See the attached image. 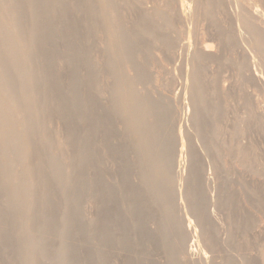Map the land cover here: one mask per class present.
Listing matches in <instances>:
<instances>
[{
  "label": "rangeland",
  "instance_id": "1",
  "mask_svg": "<svg viewBox=\"0 0 264 264\" xmlns=\"http://www.w3.org/2000/svg\"><path fill=\"white\" fill-rule=\"evenodd\" d=\"M116 1L121 2L119 10L120 14L123 15L122 27L127 30V35L123 39L127 42H133L142 36L144 38L137 42L138 45L146 44L149 46L144 62L145 70L148 71H145L149 79L146 82L148 85L143 83L144 86L139 85V87H142L140 89L143 90L147 86V89L143 90L142 93L144 98L159 99L163 104L165 103L167 114L164 124L158 128L155 135L157 141L151 145L137 143L136 137L139 132L142 131L146 134L148 125L143 124L136 127L127 108H122L120 112L113 113L116 106L121 103V98L113 96L111 91L113 79L110 75H112L113 69L109 63L112 61L111 46L113 39L111 40V37L106 33L107 23L114 16L109 12L99 15L97 13L106 4L102 0H60L46 6V13L40 16L39 20L49 27H41L34 31L43 34L51 33L55 36L61 35L62 37H59L60 39H57L54 45L50 47L49 52H53V59L46 63V58L39 55L35 58V63L40 69L43 67L52 69L53 75L48 81L54 83V81L60 80L61 86L58 90H51V92H43L44 88H42L41 91L51 95L53 100L51 97L44 98L41 96L40 104L44 103L42 101L44 99L54 102L57 101L58 97H63L67 105L65 114L68 116L69 125L63 121L57 108L51 112L44 107L38 112L33 111L29 116L36 119L41 118L43 126L47 128L48 136L38 131L26 135L22 134V139L23 141H27L26 138L31 140L30 143L34 147V149L32 148L34 151H32L40 150L39 153L44 160L43 163H45L43 167L34 169L32 174L42 178L51 177L56 180V183L53 182L48 186L41 185L38 189L39 200L41 203L44 200L53 203L55 215L51 218L41 215L44 209L41 205L35 212L38 219L33 229L27 225L31 215L27 217L24 215L25 218H21L19 221H0V235L2 232L5 235H10L7 238L8 241L0 243V264H28V262H24L25 259L42 243L47 245V255L41 260V264H57V256H62L68 252L79 258L85 257L89 253L94 255L101 252L107 255L109 259L111 258L112 264H202L201 262L203 264H225L226 262L241 264L237 259L243 253L253 260L262 258L264 256V68H262L264 61L262 59L263 53L258 49L261 43L258 46L257 36L264 35V28H262L264 27V0H213L214 5H205L207 0H183L184 5H182L181 0H174L172 10L166 13L168 16L160 19L155 18L156 21L162 23L171 18L172 27L163 28L164 30L154 28L155 34L167 33L176 41L177 44L173 49H161L160 43L155 41L152 36L145 37L142 35L145 31L144 13L148 9L164 6V4H160L162 0ZM215 1L222 4L218 3V6L215 7ZM163 2L164 0L161 3ZM206 8L209 9V12L205 10ZM210 12H212L211 15L213 14L214 20L211 15V18L210 16L207 17ZM61 13H65V16L58 20L56 16ZM244 14L248 16L246 15V17ZM251 14L255 16L252 17ZM52 17H55L56 20L50 22L49 18ZM251 17L253 19L249 20ZM27 19L30 20V17ZM246 20H249V23L255 22L257 27L262 25L261 28H258L262 29L263 34H256L259 31L257 28L246 27L245 23H248ZM26 21L30 23V21ZM62 28H65L66 31L64 35L60 33ZM254 31H256L255 36L252 35ZM202 41L206 42L209 50L212 48L211 52L217 53V57L214 59L216 62L197 58V50L200 49ZM251 41L254 42L250 44ZM203 42L202 45H204ZM38 44L36 43V45ZM184 44H188V47ZM36 45L34 50L40 47V44ZM253 45H256L257 51ZM240 46H243L244 50ZM183 47H186L187 50ZM197 47L198 49H195ZM191 50L195 52L193 54H196L194 56L197 60L205 61L196 62ZM254 51L262 57H257ZM119 59L123 60L122 58ZM259 59H262L263 63ZM146 61L149 63L146 64ZM257 63L260 68L257 67ZM198 65L202 69H199ZM193 69L194 71H192ZM12 71L14 72L15 69ZM177 71H180V75H177ZM13 72L10 74L14 75L15 72ZM250 72L254 75L253 72L259 74L258 78L254 77L255 81L249 78L253 77L250 76L252 75ZM202 73L204 77L201 76ZM256 79H259V82ZM190 81L193 85L199 82L200 88L197 90L199 86L196 84L191 87ZM71 82L75 84L74 94L68 90ZM210 82H213L214 86ZM18 83L20 84V81L17 82V85ZM224 86H227L226 89ZM203 88L206 91H202ZM191 89L194 94H191ZM208 90L210 91L207 92ZM200 91L201 94H207L206 98L210 96L207 101L213 96L211 94L219 95L222 115L220 120L224 121H218L221 134L219 135L216 131L219 138L213 137L209 141L210 145H215V149L218 148L216 151L213 145L210 147L209 144H206L208 141L203 143L204 139H201L210 138L212 130H208L209 135L207 133L203 134V137L201 135V138L197 134L198 116H196L195 106L192 104L195 105V102H198ZM189 94L193 100L189 99ZM48 96L45 94V97ZM209 101L211 102V100ZM191 106L193 108L189 109L188 107ZM5 117L11 120L16 117V114H6ZM45 118L46 120H44ZM48 120H51L50 124ZM109 126L113 132L108 131ZM71 128H78L79 130L74 139L76 149L59 150L58 145L68 138ZM239 130L241 131L238 132ZM10 131L11 129H8L7 126L0 125V134ZM16 131L18 135L22 132L20 127ZM245 142L246 145L244 146ZM113 147L123 148L125 152L110 153V149ZM239 148H246L248 156L246 155L244 161L240 156L238 157ZM195 149L199 154H190L194 153ZM33 152L28 157L19 154L12 155L10 151L0 150V165L8 161V163L10 162L8 170L14 169L12 173L0 174V192L5 193L7 188L12 185L16 172H20L18 174L22 175L28 172L24 162L32 159L36 161L37 158H41L38 153ZM78 152L85 157L89 156L86 157L87 160L83 165L74 160L73 168L77 175L72 177L69 182L70 186L64 190V185L68 179L65 175H56L53 164L66 165L68 158L72 159L74 154ZM155 156L163 167L164 175L174 171L176 176L171 179L165 175L162 183L164 187L161 191L156 190V176L150 173ZM188 156H191V159ZM236 157H238L237 159L240 158L239 161ZM96 178L97 181H95ZM195 179L196 181H193ZM192 181L194 183L205 181L204 187L194 186L196 183L194 184ZM189 187L194 190H192L193 193H188ZM226 192L231 194H226ZM47 195H49V200ZM226 196L228 198L232 196L230 201L228 198L226 199ZM1 197L0 199L4 196ZM224 198L225 200H223ZM216 200L220 202L217 203ZM225 201L231 207L226 206ZM30 202L31 200L25 194L17 200L15 197L3 198L0 201V208L6 214L16 210L15 213H18L16 214L18 216L23 215ZM234 202H239L241 206L238 203L237 205L234 204ZM171 203L172 205H170ZM199 208L202 213L196 211ZM205 212L213 217L210 216V219H207L209 224L208 221L207 224L200 222L201 226H198V221L202 219V214ZM226 221H229L228 225H226ZM63 222L73 225L70 231L61 232ZM48 226L50 229L45 231ZM180 226L184 228L181 229ZM192 229L193 232H196H192L193 235L190 234L191 241H182L183 235L186 232L189 235ZM199 233H202L201 236ZM209 233L211 234L209 235ZM203 234L209 237L205 239L206 236ZM226 234H231V236L227 235V237ZM224 235L228 239L234 238L235 243L233 241L231 243V239L227 242L226 239H223L225 238ZM10 237H13L12 240ZM189 238L187 237V240ZM155 239L168 242V247L172 253L164 245L161 246L156 242ZM208 239L210 241L205 244L204 242H207ZM195 241L202 247L201 245L197 246ZM225 242H227L226 245ZM228 244H230L229 247ZM193 248L196 250L193 251ZM191 249L192 252L188 251ZM225 249L229 250L228 254ZM232 249L237 258L234 255V258L231 256L234 261L230 257L228 258ZM237 253L241 255H237ZM200 256H203L202 259H204L202 260ZM206 258L209 260L206 261ZM195 261L198 262L195 263Z\"/></svg>",
  "mask_w": 264,
  "mask_h": 264
},
{
  "label": "bare ground",
  "instance_id": "2",
  "mask_svg": "<svg viewBox=\"0 0 264 264\" xmlns=\"http://www.w3.org/2000/svg\"><path fill=\"white\" fill-rule=\"evenodd\" d=\"M57 1H60V0H0V125H4V126H7L8 129H11L10 132L8 133H3V134H0V150L1 151H10V154L12 155H15V154H19V155H26L29 157L30 154H32L31 152H33L34 150V147H32L33 145H31L30 143V139L29 138H26L27 141H23L22 139V134L26 135L28 133H32V132H38V131H41L43 133V135L45 136H48V131H47V128L45 126H43L42 122H41V118H32L29 116L30 113H32L33 111L35 112H38L40 110H42L44 107H46L45 109L46 110H50L51 112L55 110V108H57L60 112V115L61 117L63 118V121L66 122V125L68 124L69 125V121H68V116L65 114V110L67 108V105H66V102H65V99L63 97H58L57 101H48L44 98H49L51 97L52 99V96L47 94V93H43L44 91H49L51 92V90H58L59 87L61 86L60 83L61 81L60 80H57L56 82L54 81L53 82H49V78L51 75H53L52 73V69H46V68H42L40 69L37 65V63H35V58L39 55H41L42 57L46 58V63L53 59L54 55L52 53L49 52L50 50V47H52L54 45V43L56 42L57 39H60L59 37H62L61 35H53L51 33L49 34H43V33H40V32H36L34 30H39L41 27H49L48 25H45L43 24L42 22H40L39 20V17L40 16H43V14L46 13L45 11V7L48 6L49 4L51 3H55ZM163 1V0H162ZM161 1V2H162ZM176 1V0H175ZM182 1V5H184V1ZM259 1V0H258ZM102 2H104L105 7H103L102 9H100V12L98 10V15L99 14H103L105 12H109L111 13L114 18L112 20L109 21L108 26H107V30H106V33L111 37V40L113 39V42H112V46H111V55H112V61L111 63H109L113 69L112 71V75H110L113 79V86H112V93H113V96H119L121 98V103L120 105L116 106V108L113 110V113L115 112H120V109L122 108H127V111L128 113L131 114V116L133 117V124L136 126V127H139L140 125H143V124H146L148 125V131L146 132V134L142 133V131L139 132L138 136L136 137V141L137 143L139 144H142V145H151L153 142H156L157 141V137H155V135L157 134V131H158V128L164 124V120H165V115L167 114V111H166V107H165V103L163 104L162 101H160L159 99L158 100H154V99H151L149 97L147 98H144V96H142V93H143V90L147 89L145 87V89H140L144 86V84L147 82V80H149L147 78V74L145 70V56L147 55V52H148V47L146 44H142V45H138V41L144 37H139L138 39L136 38L133 42H127L125 41V39H123V37H125L127 35V30L124 29L122 27V22H123V15L120 14V10H119V7H120V3H118V1H114V0H102ZM160 2V1H159ZM160 4H164V6L162 7H155V9H148L144 14V17H143V22L145 24L144 28H145V31L142 33L143 36L145 37H149V36H152L155 41L157 40V42L160 43V46L161 49L162 48H166V49H173V47L175 46L176 41H174L169 35H167V33H157L155 34L154 33V28H157V29H162L164 30L163 28H167V27H172V24H173V21L168 19L167 22L163 21L162 22H159V21H156V19H160V18H163L165 16H168L166 13L167 12H170L172 10V4L174 3V0H164L163 3ZM186 2V1H185ZM207 2L205 5H211L213 3V0H207L205 1ZM243 2V1H242ZM251 2V1H250ZM197 3H199L197 1ZM218 3L219 4H222L220 2H217L215 1V7L218 6ZM181 4V3H180ZM228 4V3H227ZM254 4V3H253ZM252 4V5H253ZM186 5V4H185ZM204 5V6H205ZM248 5V4H247ZM261 5V4H260ZM222 6V5H221ZM236 6V5H235ZM255 6V5H254ZM181 7H184V6H181ZM196 7V6H195ZM206 7V6H205ZM208 8H211L210 6H207ZM214 7V6H213ZM212 7V8H213ZM220 7V5H219ZM231 7V6H230ZM241 7V6H240ZM245 7V6H244ZM193 8V7H192ZM201 8V7H200ZM204 8V7H203ZM232 8V7H231ZM242 8V7H241ZM247 8V7H246ZM254 8V7H253ZM252 8V9H253ZM197 9V8H196ZM203 10V9H201ZM207 10V8L205 9ZM209 10V9H208ZM207 10V11H208ZM260 10V9H259ZM183 11V10H182ZM188 11V10H187ZM204 11V10H203ZM195 12V11H194ZM197 12V11H196ZM209 12V11H208ZM246 12V11H245ZM212 12H210V14L208 15L207 14V17L211 15ZM248 14V12H246ZM240 14V13H239ZM242 14H243V11H242ZM247 14H244L245 16ZM253 14V13H252ZM251 14V15H252ZM213 15V14H212ZM211 15V16H212ZM235 15V14H234ZM241 15V14H240ZM239 15V16H240ZM250 15V13H249ZM65 16V13H61V14H57L56 18L59 20L60 18L62 19V17ZM196 16V15H194ZM198 16V15H197ZM204 16V15H203ZM202 16V18H203ZM210 16V18H211ZM243 16V15H242ZM248 16V15H247ZM246 16V17H247ZM255 16V15H254ZM252 15V17H254ZM27 17L29 18L30 17V20L27 19ZM159 17V18H157ZM200 17V16H198ZM213 17V16H212ZM250 17V16H249ZM248 17V18H249ZM250 18L249 20L253 19V18ZM258 17V16H257ZM256 17V18H257ZM55 17H52V18H49L50 22L56 20ZM156 18V19H155ZM194 18V17H193ZM197 18V17H196ZM236 18V17H235ZM207 19V18H206ZM205 19V20H206ZM255 19V18H254ZM263 19V18H262ZM26 20L30 21L27 22ZM174 20V19H173ZM198 20V19H197ZM204 20V21H205ZM213 20H214V17H213ZM248 20V21H249ZM155 21V22H154ZM199 21V20H198ZM247 21V20H246ZM247 21V22H248ZM256 21V19H255ZM200 22V21H199ZM210 22V21H209ZM250 22V21H249ZM245 23L246 27H250V28H257L258 31L256 34H263L262 33V29L260 30L259 28H261L262 25H260V27L258 28L256 24H254L255 22H251V23ZM208 23V22H207ZM258 23V22H257ZM263 23V22H262ZM201 25V24H200ZM211 25V24H209ZM214 25V24H213ZM240 25V24H239ZM147 26H150V27H147ZM206 26V25H205ZM208 27V26H206ZM243 27V26H242ZM245 27V28H246ZM43 28V29H44ZM215 28V27H214ZM219 28V27H218ZM241 28V27H240ZM264 28V27H262ZM242 29V28H241ZM209 30V29H208ZM220 30V29H219ZM248 30V29H247ZM246 30V32H247ZM31 31V32H29ZM201 31V30H200ZM205 31V30H204ZM202 31V32H204ZM249 31V30H248ZM253 32L252 35L255 36V32ZM65 28H62L60 33L62 35L65 34ZM105 32V31H104ZM212 32V31H210ZM240 32V31H239ZM214 33V32H212ZM216 33V32H215ZM241 33V32H240ZM245 33V32H244ZM249 33V32H247ZM196 34V33H195ZM207 34V33H206ZM222 34V33H221ZM205 35V34H204ZM216 35V34H215ZM240 35V34H239ZM242 35V34H241ZM245 35V34H244ZM201 36V35H200ZM208 37V36H207ZM211 37V36H210ZM232 37V36H231ZM238 37V36H237ZM253 38V36H251ZM260 37V36H259ZM257 36V40H259L258 42V46L260 45L259 43H261V45L259 46V50L260 52H262L261 54L263 55V61H264V35H261V37L259 38ZM123 40H121V39ZM202 38V37H201ZM216 38V37H215ZM214 38V39H215ZM236 38V37H235ZM245 38V37H244ZM247 38V37H246ZM249 38V37H248ZM251 38V39H252ZM197 39V38H196ZM200 39V38H199ZM213 39V40H214ZM228 39V38H227ZM256 40V37L254 38ZM253 39V40H254ZM204 40V39H202ZM208 40V39H207ZM231 40V39H229ZM254 40V41H255ZM245 41V40H244ZM253 41V42H254ZM203 42V41H202ZM202 42H201V47L200 49L195 48V49H198V56L197 58L199 57L200 59H207L206 61L208 60H213L214 62H216V60H214L216 57H217V53L214 54L213 52H211V50H209L206 46V42H203L204 45H202ZM210 43V41H208ZM222 42V41H221ZM220 42V43H221ZM248 42V40H247ZM252 41L250 42L253 43ZM256 42V41H255ZM36 43L40 44V47L39 48H36L34 50V46L36 45ZM156 43V42H155ZM197 43V42H196ZM196 43L194 44L196 46ZM211 43H213L211 41ZM217 43V42H216ZM245 43V42H244ZM38 44V45H39ZM200 44V43H199ZM254 44H257V43H254ZM36 45V46H38ZM149 45V44H148ZM186 45V44H184ZM183 45V46H184ZM188 45V44H187ZM186 45V46H187ZM198 45V44H197ZM219 45V44H218ZM222 45V44H221ZM158 46V45H157ZM178 46V45H177ZM192 46V45H191ZM194 46V47H195ZM233 46V45H232ZM254 48L256 47V45H253ZM188 47V46H187ZM220 47V46H219ZM234 47V46H233ZM241 47V46H240ZM243 47V46H242ZM241 47V48H242ZM184 49H186V47H183ZM193 48V47H192ZM159 49V48H157ZM191 49V48H190ZM243 49V48H242ZM253 49V48H252ZM256 51L258 50L257 48H255ZM187 50V49H186ZM216 50V49H215ZM220 50V49H219ZM244 50V49H243ZM150 51H153V50H150ZM149 51V52H150ZM184 51V50H183ZM196 51V52H197ZM255 52V54L257 55V53ZM154 52V51H153ZM157 52H159L157 50ZM180 52V51H179ZM192 56L195 58L196 54H193L194 51H192ZM244 52V51H243ZM242 52V53H243ZM249 52V51H248ZM259 52V51H258ZM195 53V52H194ZM241 53V52H240ZM158 55V54H157ZM195 55V56H194ZM254 55V56H256ZM262 55H260L262 57ZM149 56V55H148ZM259 53L257 55V57H259ZM114 57V59H113ZM137 57V59H136ZM150 57V56H149ZM184 57V56H183ZM191 57V58H193ZM246 57V56H245ZM119 58H122L123 60H120ZM193 58V59H194ZM218 58H219V55H218ZM247 58V57H246ZM196 59V58H195ZM200 59H196V62H201L202 60ZM220 59V58H219ZM218 59V60H219ZM251 59V57H250ZM262 59L260 60L262 62ZM200 60V61H199ZM204 60V61H205ZM217 60V61H218ZM245 60V59H244ZM243 60V61H244ZM248 60V59H247ZM257 60V59H256ZM153 61V60H152ZM195 61V60H193ZM202 61V62H204ZM246 61V60H245ZM251 61V60H250ZM147 62V61H146ZM192 62V61H191ZM209 62V61H208ZM211 62V61H210ZM252 62V61H251ZM149 61L146 63L148 64ZM181 63V62H180ZM194 63V62H193ZM206 63V62H205ZM244 63H247V62H244ZM259 63V62H258ZM257 63V67H259ZM263 63V62H262ZM151 64V63H150ZM183 64V63H182ZM201 64V63H200ZM240 64V63H239ZM193 65V64H192ZM242 65V64H241ZM264 65V64H263ZM151 66V65H150ZM245 66V65H244ZM262 66V65H260ZM179 67V66H178ZM177 67V69H178ZM199 67V65H198ZM202 67V66H201ZM241 67V66H240ZM193 68V67H192ZM251 68V67H250ZM260 68V67H259ZM262 68H264V66H262ZM12 69H15V74H10L12 71ZM196 69H197V66H196ZM199 69H202L199 67ZM245 69V68H244ZM247 69V68H246ZM11 70V72H10ZM198 70V69H197ZM260 70V69H258ZM146 71V72H145ZM194 71V69L192 70ZM199 71V70H198ZM201 71V70H200ZM13 72V73H14ZM178 74L177 75H180V71H177ZM196 72V71H195ZM202 72V71H201ZM205 72V71H203ZM257 72V71H256ZM256 72H253L255 73V75H257ZM262 72V71H261ZM175 73V72H174ZM172 73V74H174ZM200 73V72H199ZM198 73V74H199ZM213 73V72H212ZM260 73V72H258ZM206 74V73H205ZM209 74V73H208ZM207 74V75H208ZM250 74H252L250 72ZM183 75V74H182ZM200 75V74H199ZM204 74L202 73L201 76H203ZM217 75V74H216ZM254 74L250 75V76H253V77H249L252 79V81L254 80L255 81V78H258L259 74L257 76H255ZM149 76V75H148ZM175 76H176V73H175ZM197 76V75H196ZM209 76V75H208ZM207 76V77H208ZM213 76V75H212ZM110 77V78H111ZM204 77V76H203ZM217 77V76H216ZM255 77V78H254ZM206 78V76H205ZM211 78V77H210ZM248 79V77H246ZM264 78V77H263ZM200 79V78H199ZM224 79V78H223ZM18 80V81H17ZM49 80V81H48ZM193 81V79H191ZM210 80V79H208ZM217 80V79H216ZM216 80H213V81H216ZM245 80V79H244ZM257 81L259 79H256ZM20 81V84L18 83L17 85V82ZM192 81H190V85L191 87L194 86L192 84ZM201 81V80H200ZM211 81V80H210ZM228 81V80H227ZM250 81V79H249ZM205 82V81H204ZM218 82V81H216ZM225 82V81H224ZM245 82V81H244ZM259 82V81H258ZM257 82V83H258ZM52 83V84H51ZM144 83V84H143ZM201 83V82H200ZM203 83V82H202ZM213 83V82H212ZM210 82V84H212ZM215 83V82H214ZM243 83V82H242ZM249 83V82H248ZM255 83V82H254ZM147 84V83H146ZM145 84V85H146ZM209 84V85H210ZM250 84V83H249ZM263 84V83H262ZM139 85H142V87H139ZM148 85V84H147ZM197 86H199V82L198 84H196ZM214 86V84H212ZM229 85V84H228ZM254 85V84H253ZM261 85V83H260ZM202 86V85H201ZM205 86V85H204ZM248 86V85H247ZM255 86H258V85H255ZM196 87V86H195ZM218 87V86H217ZM225 87V86H224ZM227 87V86H226ZM225 87V89H226ZM231 87V86H230ZM245 87V86H244ZM43 89V92L41 91V89ZM197 88V87H196ZM200 88V86L197 88V90ZM210 88V87H209ZM259 88V87H258ZM195 89V88H193ZM206 89H208V87H206ZM215 89V88H214ZM219 89V88H218ZM228 89H229V86H228ZM231 89V88H230ZM253 89V88H252ZM255 89V87H254ZM253 89V90H254ZM69 92L71 94H74L75 93V84L74 82L72 83L71 82V85L69 86L68 88ZM192 90V89H191ZM206 91L204 88L202 89V91ZM243 90V89H241ZM210 90H208L207 92H209ZM229 91V90H228ZM227 91V92H228ZM231 91V90H230ZM191 94L193 93V90L190 91ZM195 92V91H194ZM219 92V91H218ZM226 92V91H224ZM244 92V90H243ZM246 92V91H245ZM255 92V91H254ZM199 93V92H198ZM205 93V92H204ZM44 94V95H43ZM45 94L48 96V97H45ZM194 94V93H193ZM206 94V93H205ZM210 94V93H209ZM226 94V93H225ZM246 94V93H245ZM244 94V95H245ZM253 94V92H252ZM207 95V94H206ZM206 95H204L203 93L201 94V91H200V94H199V98H198V102H195V113H196V116H198L197 118V134L198 136L200 135L199 138H201V135L202 137L204 136L203 134L209 132L208 130H212V134L210 136V138H207V137H204V138H201V139H204V142L205 143L206 141V144H209L208 146H212L210 145L211 143L209 142L210 139H213V137H217L219 138V135L221 134L220 133V129L218 126H220L218 124V121H221V109H220V99H219V95L215 96L214 94H211L213 95L211 97V102L206 98ZM221 95V94H220ZM224 95V94H223ZM250 95H251V92H250ZM21 96V98L19 99V97ZM43 96L44 100V103L41 105L40 104V97ZM192 96V95H191ZM243 96V95H241ZM246 96V95H245ZM254 96V95H253ZM196 97V96H195ZM248 97V96H247ZM42 98V97H41ZM264 98V96H263ZM189 99L190 98V94H189ZM255 99V98H254ZM257 99V98H256ZM53 100V99H52ZM193 100V99H191ZM197 100V98H196ZM46 101V102H45ZM81 102V100H79ZM164 101V100H163ZM165 102V101H164ZM189 102V101H188ZM194 102V101H193ZM189 103V104H190ZM250 103V102H249ZM255 103V102H254ZM188 104V105H189ZM247 104V103H246ZM253 104V103H251ZM250 104V105H251ZM257 104V103H255ZM261 104V103H260ZM190 106V105H189ZM193 106L191 107H188L189 109L190 108H193ZM245 106V105H244ZM248 106V105H247ZM253 106V105H252ZM260 106V105H259ZM257 107V106H256ZM187 108V107H186ZM187 108V109H188ZM258 108V107H257ZM188 109V110H189ZM261 109V107H260ZM193 110V109H192ZM193 110V111H194ZM257 110V109H256ZM254 110V111H256ZM252 111V110H250ZM11 113H15L16 114V117L13 118V119H7L5 117L6 114H11ZM252 113V112H251ZM255 113V112H254ZM257 113V111H256ZM188 114V113H187ZM194 114V113H192ZM250 114V113H249ZM248 115V114H247ZM253 115V114H252ZM188 116V115H187ZM191 116V114H190ZM193 116V115H192ZM259 116V115H258ZM257 116V117H258ZM195 117V116H194ZM248 117V116H247ZM250 117V116H249ZM256 117V116H255ZM193 118V117H192ZM196 118V117H195ZM48 119V118H47ZM190 119V118H189ZM46 120V118L44 119ZM193 120V119H191ZM223 120V119H222ZM51 120H48V123L50 122ZM224 121V120H223ZM221 121V122H223ZM45 122V121H44ZM195 122V121H193ZM186 123V121H185ZM188 123V122H187ZM190 123V122H189ZM188 123V124H189ZM220 123V122H219ZM50 124V123H49ZM192 124V123H190ZM218 124V125H217ZM224 125V124H222ZM226 125V124H225ZM186 126H188L186 124ZM192 126V125H191ZM21 129L22 132L17 133L16 129L19 128ZM215 127H218L217 129ZM222 128V127H220ZM230 128V127H229ZM191 129V128H190ZM237 129V128H236ZM247 129V128H246ZM219 133V135L217 134V131ZM108 131L110 132H113L112 131V128L111 126L108 127ZM194 131V130H193ZM231 131V130H230ZM241 130H239L238 132H240ZM76 132L78 133L79 130L78 128H71L70 129V134L68 136V138L63 141L62 143H60L58 145V149L59 150H62L64 151L66 148H71V149H76L75 147V144H74V139H75V134ZM236 133V131H234ZM234 132H231V133H234ZM237 132V133H238ZM246 132V131H245ZM17 133V134H16ZM230 133V134H231ZM234 133V134H235ZM208 135L210 133H207ZM232 134V136L234 135ZM240 134V133H238ZM243 134V133H242ZM196 135V134H195ZM218 135V136H217ZM241 135V134H240ZM245 135V134H244ZM194 136V134H193ZM238 136V135H237ZM249 136V135H248ZM234 137V136H233ZM235 138V137H234ZM237 138V137H236ZM245 140H246V137H244ZM195 139H197L195 137ZM194 139V140H195ZM200 139V141H201ZM243 139V137H242ZM215 140V139H214ZM238 140V139H237ZM241 140V139H240ZM197 141V140H196ZM235 141V140H234ZM212 142V141H211ZM214 142V141H213ZM199 143V142H198ZM202 143V142H201ZM237 143V142H236ZM241 143V141H240ZM197 144V143H196ZM205 144V145H206ZM248 144V143H247ZM202 145V144H201ZM204 145V144H203ZM204 145V146H205ZM246 145V142L244 144V146ZM207 146V145H206ZM240 146V145H239ZM241 147V146H240ZM33 148V149H32ZM37 149H39L38 147H35ZM149 148V147H148ZM208 148V147H207ZM213 148L215 149V145H213ZM240 149V154H238V157L240 156L243 161L246 160V155H247V152H246V148H239ZM33 150V151H32ZM209 150V149H208ZM218 150L215 149V151ZM220 150V149H219ZM237 151H239L237 149ZM236 151V152H237ZM40 150H38L37 152H33V153H38L39 157L41 156L40 155ZM77 152V151H75ZM114 152H122L124 153L125 150L123 148H117V147H113L110 149V153H114ZM207 152H210V151H207ZM235 152V151H234ZM74 153V152H73ZM216 153V152H215ZM75 154L77 156V159H75ZM74 154V157L72 159H69L68 158V164L66 165H60V164H53L54 165V172L56 175H61V176H66L67 179H68V182L65 183L64 185V190H66L70 184L69 182L71 181L72 177H76V170L73 168V162L74 160H77L78 163H80L81 165H83L88 156H84L82 155L81 153H75ZM189 154V152H188ZM190 154H193V155H198L199 152L195 149L194 150V153H190ZM230 154V153H229ZM233 154V153H232ZM231 154V155H232ZM235 155V154H233ZM237 155V154H236ZM73 156V154H72ZM248 156V155H247ZM251 156V155H250ZM189 159H191L190 157L191 156H188ZM217 157V156H216ZM228 157V156H227ZM236 157V159L238 158ZM153 158V157H152ZM193 158V156H192ZM212 158V157H211ZM234 158V156H233ZM232 158V159H233ZM251 158V157H249ZM42 159V156L41 158H37V160H27L25 163V167L27 168V171L24 175L22 174H18L20 172H16L14 175H15V179H14V182L12 183V185H10L9 188H7V190L5 191V193L3 192H0L2 193L1 196L5 199V198H11V197H15L16 200L19 198V197H22L24 194L31 200V202L29 203V205L26 206L25 210H24V213L23 215H18L16 216V214L18 213H15V211H11L9 214H6L3 209L0 208V221H19L21 218H25V216L27 217L28 215H31L30 219H28L27 221V225L29 228H34L36 222H37V219L38 217L36 216L35 212L38 211V209L40 208V206L42 205V209H43V213L41 215H43L44 217L46 218H51L55 215V207L53 205V203L49 202V201H45L43 203H41V201L39 200L38 198V189L41 187V185L43 186H48L50 185L51 183L55 182L56 183V180H54L53 178L51 177H46V178H42V177H39V176H34V174H32V171L34 169H38V168H41L43 167V165L45 163H43V159ZM158 159V158H157ZM240 159V158H239ZM239 159H237V161H239ZM159 161V160H158ZM156 160V156L154 157L153 159V162H152V166H151V175H154L156 176V179H155V188L157 191H161L164 187V185L162 184L164 181H163V178L165 175H167V178H174L176 177L175 176V173L174 171L173 172H169L167 174L164 175L163 173V167L161 165L160 162H158ZM186 161V159H185ZM236 161V160H235ZM242 162V161H241ZM246 162V161H245ZM244 162V163H245ZM250 162V161H249ZM188 163H190L188 161ZM10 162L8 163V161H5L4 163H2L0 165V174L2 175H5L7 174L8 172L12 173L13 170H8V168L10 167L9 166ZM242 164V163H241ZM202 165V164H201ZM200 165V166H201ZM249 165V164H248ZM202 167V166H201ZM199 168V167H198ZM197 168V169H198ZM17 171V170H16ZM187 172V171H186ZM189 173V172H188ZM166 177V176H165ZM185 177V175H184ZM187 178V177H186ZM58 179V178H56ZM187 180V179H186ZM58 181V180H57ZM97 181V178L96 180ZM193 181H196L193 180ZM192 181V182H193ZM200 181H202L200 179ZM191 182V183H192ZM58 183V182H57ZM186 183V182H185ZM194 183V182H193ZM196 183V185H194ZM193 185L194 186H198V187H204V184H205V181L204 182H195ZM188 185V184H187ZM190 186V185H189ZM195 189V187H193ZM185 189V188H184ZM197 189V187H196ZM191 190V191H190ZM193 189H191V187H189V192L188 193H193L192 191ZM187 193V194H188ZM229 193V195L231 194L230 192H226V194ZM242 193V192H241ZM5 194V195H4ZM190 195V194H189ZM195 195V193H194ZM241 195V194H239ZM252 195V194H251ZM0 196V197H1ZM9 196V197H8ZM228 196V195H227ZM226 196V199L228 198ZM233 196V195H232ZM232 196L230 197L229 196V201H230V198H232ZM237 196V195H235ZM1 197V198H2ZM253 197V196H252ZM2 198V199H3ZM196 198V197H195ZM236 197H234L235 199ZM247 198V197H246ZM251 198V197H250ZM255 198V197H254ZM0 199V201L2 200ZM47 199L49 200V195H47ZM237 199V198H236ZM240 199V198H239ZM225 200V198L223 199ZM233 200V199H232ZM231 200V201H232ZM171 201V200H170ZM228 201V200H226ZM226 201H225V204H226ZM228 201V202H229ZM239 201V200H238ZM250 201V200H249ZM3 202V201H2ZM173 202V201H172ZM215 202V200H214ZM217 202V200H216ZM220 202V201H218ZM217 202V203H218ZM224 202V201H223ZM227 202L226 206L228 205L229 207H231L229 205V203ZM247 202V201H246ZM253 202V201H252ZM237 203L239 204V202H234V204ZM257 203V202H256ZM213 204V203H211ZM231 204V202H230ZM251 204V203H250ZM172 205V203L170 204ZM240 205V204H239ZM6 206V205H5ZM14 206V205H13ZM53 206V207H52ZM215 206V204H214ZM241 206V205H240ZM169 207V206H168ZM199 207V206H198ZM223 207V206H222ZM172 208V207H171ZM234 208V207H233ZM41 209V210H42ZM235 209V208H234ZM204 210V209H202ZM227 210V208H226ZM244 210V209H243ZM196 211H199L200 212V208L197 209ZM208 211V210H206ZM231 211H232V208H231ZM198 212V213H199ZM241 212V211H240ZM202 213V212H200ZM210 213V211H209ZM209 213L205 212L202 217V219L200 221H198V224L200 222H203V223H206L208 221V224L210 223L209 220H207L208 218L210 219V216H209ZM229 213V212H228ZM245 214V212H244ZM248 214V213H247ZM25 215V216H24ZM201 215V214H200ZM229 215V214H228ZM241 215V214H240ZM34 216V218H32ZM201 217V216H200ZM213 217V216H211ZM231 217V216H230ZM215 218V217H214ZM219 218V217H218ZM227 218V217H226ZM238 218V216H237ZM240 219V218H239ZM206 220V221H205ZM227 220H230V219H227ZM255 220V219H254ZM231 221V220H230ZM13 222V221H12ZM227 222V221H226ZM229 222V221H228ZM228 222L226 225H228ZM240 222V221H239ZM257 222V221H255ZM224 223V222H223ZM7 224V223H5ZM197 224V223H196ZM197 224V225H198ZM201 224V223H200ZM198 225V226H201V225ZM207 224V223H206ZM177 225V224H175ZM183 226V224H181ZM233 225V224H232ZM232 225H231V228H232ZM256 225V224H254ZM11 226V225H10ZM185 226V225H184ZM194 226V225H193ZM252 226V225H251ZM259 226V225H258ZM73 227L72 224H69L68 222H63L62 223V226H61V232H67V231H70L71 228ZM178 227V226H177ZM186 227V226H185ZM227 227V226H226ZM181 228V226H180ZM184 228V227H182ZM181 228V229H182ZM187 228V227H186ZM252 228V227H251ZM259 228V227H258ZM50 229V226L46 227L45 228V231H48ZM198 229V228H197ZM227 229V228H225ZM234 229V228H233ZM245 229V228H244ZM201 230H202V227H201ZM230 230V229H229ZM228 230V231H229ZM6 231V230H5ZM207 231V230H206ZM225 231V230H224ZM232 231V230H231ZM249 231V230H248ZM261 231V230H259ZM11 232V231H10ZM186 232V231H185ZM190 232V230H189ZM193 232V229L191 230V232L189 233L188 235V232H186L184 235H183V238H182V241L186 242H190L191 241V236L190 234ZM196 232V231H195ZM193 232V233H195ZM202 232V231H201ZM204 232V231H203ZM227 232V231H226ZM225 232V233H226ZM238 232V231H237ZM254 232V231H253ZM256 232V231H255ZM4 232H2L0 235V243H2L3 241H8L7 238H9V234L5 235L3 234ZM9 233V232H7ZM192 233V235H193ZM215 233V232H214ZM229 233H231L229 231ZM246 233V232H245ZM248 233V232H247ZM202 233H199V235L201 236ZM211 233H209L210 235ZM251 234V233H250ZM194 235H197V234H194ZM204 235V234H203ZM208 235V234H207ZM228 234H226L227 236ZM244 235V234H243ZM249 235V234H248ZM190 236V238H189ZM206 236V235H204ZM228 236H231L228 235ZM227 236V237H228ZM187 237L190 239L187 240ZM194 237V236H193ZM209 236H206V238H208ZM211 237V236H210ZM225 237V235H224ZM227 237L223 238V239H226L227 242L230 240L231 243H233V239L232 237H230V239H228ZM244 237V236H243ZM11 238V237H10ZM13 238V237H12ZM11 238V240H12ZM27 238V237H26ZM10 240V239H9ZM156 242H158L161 246H165L170 253L171 250L169 249V245H168V242H164V241H161L160 239H155ZM246 240V239H245ZM193 241V239H192ZM201 241V240H200ZM203 241V240H202ZM205 241V240H204ZM210 241V239H208L207 242H204L205 244H207L208 242ZM233 241V242H232ZM35 242V241H34ZM198 242V240H197ZM216 242V241H215ZM224 242V240H223ZM225 242V245L226 243ZM229 242V243H230ZM11 243V242H10ZM9 243V244H10ZM37 243V242H35ZM193 243V242H192ZM196 243V241H195ZM201 243V242H200ZM203 243V242H202ZM210 243H213V242H210ZM235 243V242H234ZM197 246L198 245H201V244H198L196 243ZM214 244V243H213ZM223 244V243H222ZM262 244H263V241H262ZM261 244V245H262ZM204 245V244H203ZM230 244H228L227 246L229 247ZM237 245V243H236ZM9 246V245H8ZM160 246V247H161ZM192 246V245H191ZM196 246V245H195ZM206 246V245H204ZM208 246V245H207ZM234 246V245H233ZM202 247V245H201ZM226 247V246H224ZM227 247V249H228ZM236 247V246H235ZM238 247V246H237ZM236 247V248H237ZM46 248H47V245L46 244H41L39 246V248H37L35 251H32L31 254L28 255V257L25 259L26 261L24 262H28V264H41V260L47 255L46 254ZM232 248V247H230ZM240 248V246H239ZM238 248V249H239ZM198 249V248H197ZM203 249V248H202ZM225 249V252L226 250ZM196 250L193 248V251ZM241 250V249H240ZM239 250V252H240ZM188 251H191L192 252V249L191 250H188ZM229 250H227V254L229 253L228 252ZM234 251L233 249L231 250V254L225 255L228 256V258L230 257L233 261H234V257L236 255L235 251H234V254L233 252ZM10 252V251H9ZM14 252V251H13ZM242 252V251H241ZM16 254H18L16 252ZM16 254H13L14 256ZM240 254V253H237V255ZM234 255V257H233ZM241 255V254H240ZM239 255V256H240ZM9 256V255H8ZM233 258H232V257ZM11 257V255H10ZM57 264H112V261L111 258L109 259V257H107V255H105L104 253H101V252H97V254H94L92 255L91 253L87 254L85 257H82V258H79L77 256H74L71 252L69 253H65L63 254L62 256H57ZM201 257V256H200ZM203 257V256H202ZM201 257V259H202ZM238 257V256H237ZM15 258V257H13ZM224 258V257H223ZM226 258V257H225ZM227 258V259H228ZM236 258V257H235ZM242 258V259H241ZM10 259V258H9ZM16 259V258H15ZM199 259V258H198ZM204 259V258H203ZM202 259V260H203ZM208 258H206L205 260L207 261ZM231 259H230V262H231ZM237 259V258H236ZM240 259V260H239ZM237 259L238 261H240L241 264H264V256L262 258H259L257 260H253L252 258H249L247 257L244 253L243 255L240 256V258ZM11 260V259H10ZM200 260V259H199ZM209 260V259H208ZM226 260V259H225ZM242 260V261H241ZM201 261V260H200ZM228 261V260H227ZM198 262V261H197ZM195 261V263H197ZM210 262H211V259H210ZM208 262V263H210ZM225 262V261H224ZM203 264V262H201ZM212 263V262H211ZM26 264V263H24ZM200 264V263H198ZM214 264V263H212ZM225 264H229V262H226ZM232 264V263H231ZM234 264V263H233ZM236 264V263H235ZM239 264V263H237Z\"/></svg>",
  "mask_w": 264,
  "mask_h": 264
}]
</instances>
